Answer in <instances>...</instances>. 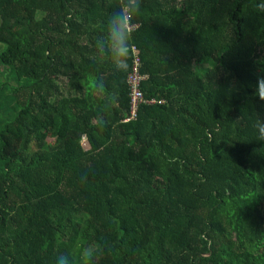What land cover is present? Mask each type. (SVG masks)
I'll use <instances>...</instances> for the list:
<instances>
[{
  "label": "trees",
  "instance_id": "obj_1",
  "mask_svg": "<svg viewBox=\"0 0 264 264\" xmlns=\"http://www.w3.org/2000/svg\"><path fill=\"white\" fill-rule=\"evenodd\" d=\"M122 2L0 0V264H264V0H142L132 119Z\"/></svg>",
  "mask_w": 264,
  "mask_h": 264
},
{
  "label": "clouds",
  "instance_id": "obj_2",
  "mask_svg": "<svg viewBox=\"0 0 264 264\" xmlns=\"http://www.w3.org/2000/svg\"><path fill=\"white\" fill-rule=\"evenodd\" d=\"M142 0H123L122 4L115 10L109 21V43L110 51L114 54L113 66L118 72L128 70V60L132 49V24L135 17L141 13ZM256 10L264 13V4H257ZM256 94L264 100V77L257 80ZM257 140L264 141V118L258 117L254 123ZM85 177H82L84 179ZM89 262L93 254L87 256ZM56 264H68L67 257L58 255Z\"/></svg>",
  "mask_w": 264,
  "mask_h": 264
},
{
  "label": "built area",
  "instance_id": "obj_3",
  "mask_svg": "<svg viewBox=\"0 0 264 264\" xmlns=\"http://www.w3.org/2000/svg\"><path fill=\"white\" fill-rule=\"evenodd\" d=\"M132 50H133V64L131 71L127 76V83L129 86V95H130L129 118L131 119L136 116L139 105L145 103L156 104V103L164 102V100L162 99L146 97L143 91L141 90V82L145 80L147 76L139 71L140 59L138 56L137 49L135 47H132Z\"/></svg>",
  "mask_w": 264,
  "mask_h": 264
},
{
  "label": "rangeland",
  "instance_id": "obj_4",
  "mask_svg": "<svg viewBox=\"0 0 264 264\" xmlns=\"http://www.w3.org/2000/svg\"><path fill=\"white\" fill-rule=\"evenodd\" d=\"M2 49V46H0V50ZM0 82H4L3 77H1ZM12 84V83H11Z\"/></svg>",
  "mask_w": 264,
  "mask_h": 264
}]
</instances>
